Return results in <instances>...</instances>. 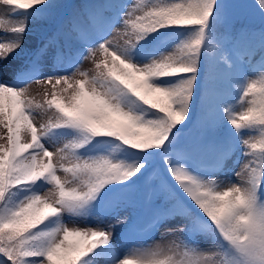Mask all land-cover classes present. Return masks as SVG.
Listing matches in <instances>:
<instances>
[{
	"label": "snow or ice",
	"instance_id": "6c2138e0",
	"mask_svg": "<svg viewBox=\"0 0 264 264\" xmlns=\"http://www.w3.org/2000/svg\"><path fill=\"white\" fill-rule=\"evenodd\" d=\"M0 4V264H264V0Z\"/></svg>",
	"mask_w": 264,
	"mask_h": 264
},
{
	"label": "rangeland",
	"instance_id": "374dc122",
	"mask_svg": "<svg viewBox=\"0 0 264 264\" xmlns=\"http://www.w3.org/2000/svg\"><path fill=\"white\" fill-rule=\"evenodd\" d=\"M9 11L8 9V6H4L2 4H0V16H3L5 13H7ZM6 31V28L5 26L3 25H0V35H3V33ZM113 37L116 38V33L115 31H113L112 33ZM92 65L89 61L85 60L82 64V68L83 69H89L91 68ZM254 78V77H253ZM31 94L33 96L36 97L37 100H41L42 99V89L40 86L38 85H33L32 88H31ZM51 98V97H49ZM2 142V141H0ZM55 157H53V162L55 163ZM229 167H232L231 165H229ZM59 174V173H58ZM231 173H229L230 175ZM219 179L223 180L224 179V174H220ZM133 210L132 209H128L127 212H121V215H126V214H129L131 213ZM137 212V214L141 211V209H136L135 210ZM107 219H111V217H108ZM119 231V229H117V232ZM164 231L163 228H159V229H155V230H151L149 231L148 233L146 234H142L140 237H139V240L142 244H145L147 246H151L153 245L154 243H167L168 240L171 239V237H167L165 239H162L161 238V235L160 233H162Z\"/></svg>",
	"mask_w": 264,
	"mask_h": 264
},
{
	"label": "trees",
	"instance_id": "16d2710c",
	"mask_svg": "<svg viewBox=\"0 0 264 264\" xmlns=\"http://www.w3.org/2000/svg\"><path fill=\"white\" fill-rule=\"evenodd\" d=\"M67 1H69V0H66V2H67ZM71 2H72V3H82L83 0H71ZM248 2H249V3H252L253 0H248ZM157 167L162 168L163 165H162V164H159V162H158V163H157ZM144 211H145V210H144ZM140 215H141V214H140Z\"/></svg>",
	"mask_w": 264,
	"mask_h": 264
}]
</instances>
